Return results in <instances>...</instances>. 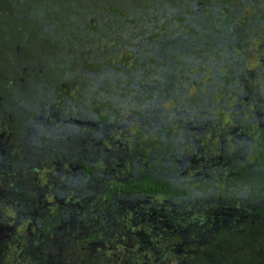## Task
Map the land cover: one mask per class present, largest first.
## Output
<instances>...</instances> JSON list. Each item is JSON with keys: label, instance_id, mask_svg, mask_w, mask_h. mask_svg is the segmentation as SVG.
Masks as SVG:
<instances>
[{"label": "trees", "instance_id": "16d2710c", "mask_svg": "<svg viewBox=\"0 0 264 264\" xmlns=\"http://www.w3.org/2000/svg\"><path fill=\"white\" fill-rule=\"evenodd\" d=\"M96 5H99L97 13ZM38 29L42 31L39 37ZM50 34L68 46L56 67L62 69L59 72L62 76L64 73L65 83L71 77L74 94H69L70 88L65 83L58 84L62 79H56L48 68L49 63L41 64L38 59L29 62L30 50L34 52V49L27 46L28 36L37 37L36 43L45 49L41 39L46 42L42 37ZM14 39L22 41L19 43H23L22 54L28 56L14 62H24L26 71L35 73L30 77L37 80L33 86L42 83L46 88L43 96L39 95V90L34 92L33 106L41 104L44 109L46 96L51 94L59 98L57 102L64 109L61 115L66 121L82 123V127L64 124L65 128L57 125L47 128L39 122L40 115L35 109L36 120L29 119L31 127L25 128L26 131L22 129L18 138L26 135L34 138V133L42 131V135L36 133L37 148L29 154L30 159L19 164L20 168L5 171L20 189L14 194H4L3 203L17 201L19 213L22 212L21 203H31L37 208L43 186L47 183L54 186L57 178L66 185L74 183L80 190L82 177L77 174L82 166L84 198L111 200L119 196L150 201L160 196L172 199L183 191L176 177L161 171L159 165L167 158L175 165L170 153L187 134L188 125L194 127L187 119L190 113L208 116V111L216 105L213 94L222 93L220 85L229 95L226 99L235 96L240 104L238 98L242 94L237 89L240 71L248 69L250 59L260 66L249 70L254 75L248 79L251 93L264 97V56L261 55L264 52V0H0L1 58H8L5 49L13 48ZM131 57L135 60L129 69ZM7 69L0 62V71ZM210 70L208 76L206 71ZM202 85L207 88L206 95L200 90ZM195 86L198 89L193 101L188 88ZM19 93L17 99L21 98ZM170 103L172 107H164ZM91 123L88 131L85 126ZM45 133L60 137L62 146L57 143L51 147ZM128 136L131 143L123 146V150L128 153V149L129 154L123 159L134 163L132 167L118 161L122 148L117 141L124 143ZM93 137L97 138V143L91 140ZM106 137H113V144L109 145ZM229 137L232 141L236 139L232 135ZM65 140L67 150L63 146ZM159 150L165 155L160 157ZM133 154L135 159L138 155L150 159V168L144 170L137 166ZM52 159L55 161L51 167H45L39 176V168L35 166L50 164ZM56 187L63 185L58 182ZM62 192L65 193L63 189ZM60 193L57 191V195ZM40 212H45L42 203ZM50 213L57 217L62 209L51 207ZM119 221L114 217L107 222L101 217L99 227L118 232L122 230ZM116 236L105 240L113 243ZM155 249L128 254L131 257L127 264H155L159 260V248ZM103 252L100 248V254L92 255L89 264L125 263L117 261L118 254L107 257ZM195 260L202 264L199 258ZM245 261L237 259L235 263L254 264L252 260Z\"/></svg>", "mask_w": 264, "mask_h": 264}, {"label": "flooded vegetation", "instance_id": "af4514ba", "mask_svg": "<svg viewBox=\"0 0 264 264\" xmlns=\"http://www.w3.org/2000/svg\"><path fill=\"white\" fill-rule=\"evenodd\" d=\"M5 50L10 57H0V62L9 68L0 71V92L3 95L0 97V264H71L67 250L74 249L76 256L81 250V255L92 256L100 254V248L105 251L103 254L112 250L115 256L118 252L117 261L124 260L127 264L131 257L128 254L146 253L157 247L159 264H170V260L176 264H198L197 258L202 264H236L237 259L264 264V97L251 93L248 79L254 75L249 69H244L243 73L240 71L237 89L242 94L238 101L242 103L236 102L237 107L232 108L234 112L231 113L238 111L235 113L234 128L224 127L219 131L222 122L218 121L216 127L212 125L214 121L210 117L213 118L216 109H210L209 118L198 117V123L195 121L196 125L188 128L191 131L197 127V133L184 134L181 143L175 144L170 153L175 165L170 163L169 158H162L163 164L159 165V169L176 177L175 181L183 193L176 194L172 199L159 196L150 201L119 196H113L111 200L84 198L82 166L79 167L82 171L77 174L82 177L80 190L74 183L66 181L70 184L66 185L57 178L54 186L51 183L43 186L42 194L45 188L46 195L41 194L37 208L31 203H21L22 212L19 213L20 203H16L13 215L7 216L1 210L7 203H3V196L14 194L20 186L10 180L5 171L20 168L19 164L30 159L29 154L37 148L38 135L43 134L40 131L36 132L38 135L34 133V138L29 135L18 138L22 129L31 127L29 119L36 120L35 109L40 115L39 122L47 128L52 125L65 128L64 124L82 127V123L78 125L75 120L66 121L61 115L64 109L55 110L59 98L51 94H47L44 104V108L51 109L49 114L43 112L41 104L33 106L35 89L46 91V88L42 83L33 86L37 80L30 77L35 73L24 70V62L16 64L10 50ZM222 87L220 85L221 90ZM18 93L21 94L20 99L16 98ZM222 105L220 102L219 111H222ZM91 125L85 126V129L87 127L89 131ZM205 134H209L210 138L206 140ZM45 135L51 147L57 143L62 146L60 137ZM229 135L236 138L235 148L231 151L224 149ZM106 138L109 145L113 144V137ZM91 140L94 142L97 138ZM213 140L217 142L215 146ZM65 142L63 146L67 150ZM117 142L122 148L119 149L122 157L118 161L128 167L135 166L123 159L129 154L128 149V153L123 150L129 141ZM163 155L165 153L159 150V156ZM132 156L135 159V155ZM148 160L138 155L134 161L147 170L150 168ZM53 161L37 164L38 175L41 176L45 167L50 168ZM54 164L57 165L56 162ZM58 182L63 185L62 188L56 187ZM57 191L61 193L57 195ZM60 195L64 197L58 198ZM41 203L45 209L42 213ZM56 206L61 207L62 214L57 217L48 214L49 209ZM101 217L107 222L114 217L119 218L118 225L122 226V230H102L99 227ZM23 226L25 228L19 231ZM115 235L113 243L105 240ZM121 238L127 241L118 250Z\"/></svg>", "mask_w": 264, "mask_h": 264}, {"label": "rangeland", "instance_id": "374dc122", "mask_svg": "<svg viewBox=\"0 0 264 264\" xmlns=\"http://www.w3.org/2000/svg\"><path fill=\"white\" fill-rule=\"evenodd\" d=\"M99 7V5H96L95 6V11H96V13H97V8ZM103 7V6H102ZM39 30V29H38ZM40 31V30H39ZM38 31V32H39ZM76 31V30H75ZM69 33H71L72 31H68ZM40 33H42V31H40L39 33H38V37L40 36L39 34ZM65 33H67V32H65ZM51 36H48V35H44L42 38H45L46 39V42H44L42 39H41V42L42 43H45V45H46V47H45V49L44 48H40L39 47V43H36V41H37V37H29L28 36V40H29V42H27V46H28V44L30 45V46H32L33 47V49H34V52H33V50L31 49L30 50V54H29V62H32V61H34V60H37L38 59V61L41 63V64H48L49 63V66H48V68L52 71V73L53 74H55V76H56V79L58 78V77H60L61 79H62V81L60 82V83H58V84H64L65 82H64V73L62 72V74H63V76L61 75V72H59V70L61 71L62 69H60L59 67H56V63L57 62H59L58 61V59H60V55L61 54H63V52L64 51H67V49H68V46H66L65 45V43H62V42H60L58 39H55V37L53 36V34H50ZM35 39H36V41H35ZM6 40V39H5ZM7 41V40H6ZM8 42V41H7ZM20 42H22L20 39H17L16 41H15V39H14V44H13V48L10 50V53H12L13 54V57L16 59V60H21L23 57H24V55L22 54L23 53V47L21 46L22 44H19ZM5 52H6V50H5ZM6 55L8 56V57H10V54H9V52L7 51L6 52ZM261 55H263L264 56V52H261ZM28 60V59H27ZM134 58H132L131 57V59L128 61V65H127V68H131L132 66H133V64H134ZM247 63H248V65H249V67H248V69L250 70H253L254 69V67L255 68H258V67H260V66H258L257 64H256V62L255 61H253V59H250L249 61H247ZM76 66V65H75ZM75 68H77V67H75ZM24 70H26V68H24ZM67 71V70H66ZM206 74L208 75V76H210V74H211V70L210 71H206ZM57 80H59V79H57ZM74 81H77V78H74ZM202 81V80H201ZM66 85H67V87H69L70 88V90H69V94L71 95V94H74L75 93V91L73 92V88H72V83H71V77L69 76V78H68V80H67V83H65ZM214 86H218V85H216V84H214V83H212ZM70 85V86H69ZM74 85V84H73ZM226 86V85H225ZM201 87V92L203 93V95H206L207 94V88L205 87V86H200ZM76 88V87H75ZM196 89H198V87H193V88H188V95H189V98H193V101H195L196 99H195V93H196ZM36 91H37V89H35ZM41 93H40V92ZM38 92H39V95L40 96H43V94H44V92H43V90H39ZM223 91H225V87L223 88V90H222V93L219 95L218 93L217 94H213V96H216V99L214 100V104H216V105H214L213 106V108L212 109H216V111H214L213 112V114H214V116H213V118H211L210 117V119L212 120V121H214V123L212 124V125H215V127H216V123L218 122V121H221L222 123H221V125L219 126V131H221L222 130V128H224V127H227V129L228 128H231V129H233L234 128V120H235V118L237 117V115L235 114V113H237L238 111H235V113H231V112H234L233 110H232V108L234 109V108H236L237 106H235L236 105V97L235 96H231L229 99H226L227 97H229V95L226 93V92H223ZM0 97H3V95H2V93L0 92ZM217 95H218V97H217ZM220 101H222V104H224L225 105V107H224V105H222V111H219V106H218V102H220ZM164 107L165 108H167V109H169L170 107H172V104L170 103V104H167V105H164ZM216 107V108H215ZM62 107H61V103H59V104H57V106H56V109L55 110H59V109H61ZM224 109H227V110H224ZM43 112L44 113H46V114H49L50 112H51V109L49 108V109H47L46 107L43 109ZM208 116H210L209 114H208ZM207 115H202L201 116V118H209ZM239 116V115H238ZM72 117V116H71ZM187 119H189V120H191L193 123H192V125H196V123H195V121L197 122L198 121V115L197 114H194V113H190V117H188ZM210 119H208V120H206V121H209ZM231 119V120H230ZM154 122V121H153ZM202 122V121H201ZM198 123V122H197ZM210 123V122H209ZM204 124H206V123H204ZM227 125V126H226ZM56 126V125H55ZM189 127H191L190 126V124L188 125ZM221 127V128H220ZM59 128H63V127H59ZM211 128H212V126H211ZM176 129V127L174 126L173 127V131ZM175 133V132H174ZM193 133H197V127L196 128H194V129H192L191 131H188L187 132V134H193ZM75 135V134H74ZM199 137L200 136H202V135H198ZM205 136H206V140L207 139H209L210 138V136H209V134L207 135V134H205ZM227 146H225L224 147V149L226 150H228V151H231L232 149H234L235 147H234V144H235V140H233L232 141V138H230L229 136H227ZM126 141H129V143H131L130 141H131V138L130 139H126ZM94 142L95 143H97V141H95L94 140ZM213 143H214V146L216 145V141L215 140H213ZM94 146H99V145H94ZM44 173V170L42 171V174ZM41 174V175H42ZM16 202H11V201H9V202H7L5 205H4V207H1V210H3V212H4V214H6L7 216L8 215H13V206H14V204H15ZM3 208V209H2ZM25 228V226H23V227H21V229H18L19 231L20 230H23ZM13 237H11V240H13L12 239ZM127 240L126 239H124V238H121V243H120V245H119V248H118V250H121V247H123V245H124V243L126 242ZM108 250V249H107ZM156 250V249H155ZM81 252H82V250L81 251H79V252H77L78 253V255L76 256V253L74 252V249H72V250H67V253H70V261H69V263H73V264H89V263H91L90 262V258H92V256H89L88 258L85 256V255H81ZM144 251H142L141 253H143ZM106 256L107 257H113V252H112V250H108L107 252H106ZM117 254H119L118 252H117ZM156 254V253H155ZM57 255H60L59 253H57ZM153 260V258H152V256L150 257V262ZM156 263H158L159 264V260L158 261H156ZM169 263L170 264H176L175 263V261H169Z\"/></svg>", "mask_w": 264, "mask_h": 264}]
</instances>
